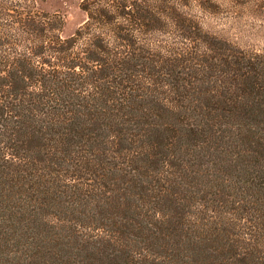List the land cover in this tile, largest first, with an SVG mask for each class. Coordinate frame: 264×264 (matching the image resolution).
<instances>
[{"label": "trees", "instance_id": "16d2710c", "mask_svg": "<svg viewBox=\"0 0 264 264\" xmlns=\"http://www.w3.org/2000/svg\"><path fill=\"white\" fill-rule=\"evenodd\" d=\"M245 4L80 0L65 36L0 0V264H264V53L200 21Z\"/></svg>", "mask_w": 264, "mask_h": 264}, {"label": "rangeland", "instance_id": "374dc122", "mask_svg": "<svg viewBox=\"0 0 264 264\" xmlns=\"http://www.w3.org/2000/svg\"><path fill=\"white\" fill-rule=\"evenodd\" d=\"M39 5L41 8L47 12L54 13L59 12L62 15H64L66 20V26L64 28V35L70 36L73 34L77 28H79L84 21L86 20V14L80 9L79 3L80 0H38ZM219 2L227 3L231 1H241L245 4L246 8H242L240 11L237 10L235 13L227 12L225 13V16L212 18L207 17L206 15H202L200 17L201 25L203 26L204 30L208 33H204L208 35L209 37L213 38L214 40L221 42V51L225 49H231L234 47H237L239 49H243L245 51H252L254 53H264V20L262 18L263 14L262 11H254L256 9H250L249 7H258L261 3L264 2V0H216ZM253 14H256V16H253ZM232 17V18H227ZM234 17H242L240 22H234ZM240 23V24H237ZM166 39V38H164ZM169 43L171 41V45H175V42H177L174 38L168 39ZM181 47L182 43L180 42ZM241 199L243 198V195H238ZM244 199V198H243ZM226 205V204H223ZM233 213L237 215L236 210H233L231 207L226 208L224 211L218 212L214 215L215 218H213L211 221V227H209V232H211L215 227L217 228H224L229 227L225 226L226 223H228V220H233ZM235 218V216H234ZM236 219V218H235ZM234 222V221H233ZM230 223V222H229ZM232 223V222H231ZM71 231V230H70ZM67 233L68 235H73L74 233ZM207 232V231H206ZM63 233V232H62ZM234 230L232 228H229V231L227 234L230 235L231 238H235ZM81 235V234H80ZM80 235L77 236L80 240ZM201 235V234H200ZM192 237L199 236V234H193ZM69 239H65V241H68L71 243V245L75 244L74 237H68ZM220 240L224 238H228L227 236L218 237ZM225 241V240H223ZM227 241V240H226ZM221 243V242H220ZM204 252L212 250H218L223 245H219L217 243H204ZM77 247V244L73 247ZM210 246V247H209ZM76 249H73L75 251ZM203 252V253H204ZM76 253L78 251L76 250ZM87 252L83 251L81 252V255L86 256ZM206 264H209L208 262Z\"/></svg>", "mask_w": 264, "mask_h": 264}]
</instances>
